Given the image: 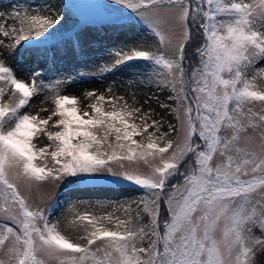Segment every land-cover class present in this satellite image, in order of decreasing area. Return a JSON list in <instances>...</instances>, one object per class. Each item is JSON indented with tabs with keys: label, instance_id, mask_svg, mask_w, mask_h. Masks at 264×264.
Wrapping results in <instances>:
<instances>
[{
	"label": "snow or ice",
	"instance_id": "6c2138e0",
	"mask_svg": "<svg viewBox=\"0 0 264 264\" xmlns=\"http://www.w3.org/2000/svg\"><path fill=\"white\" fill-rule=\"evenodd\" d=\"M109 5L114 27L134 20L148 35L121 33L75 77L51 82L18 78L7 57L44 50L55 65L58 44L83 53L81 33L64 38L61 6L16 7L0 22V264H264V0ZM124 73L140 77L129 98L109 85L107 96L86 91L81 110L63 94L75 78ZM145 86L175 103L145 110ZM37 96L51 107L31 112ZM165 115L176 123L163 130ZM67 184L137 198L71 203L53 222L33 193Z\"/></svg>",
	"mask_w": 264,
	"mask_h": 264
},
{
	"label": "rangeland",
	"instance_id": "374dc122",
	"mask_svg": "<svg viewBox=\"0 0 264 264\" xmlns=\"http://www.w3.org/2000/svg\"><path fill=\"white\" fill-rule=\"evenodd\" d=\"M107 0H81L79 5V13L78 15H83L81 13V10L83 11V5L84 7L87 6L89 9L86 12H89L91 14L98 13V12H109V9L111 6L108 7H101L100 5H106ZM30 6L32 8H48L49 6H62L63 0H0V22H3V17L7 15L13 8L16 7H23V6ZM76 19H78L76 17ZM80 19V18H79ZM75 20V19H74ZM76 21V20H75ZM129 26L125 29H122L116 36L114 40H110L108 42H105L104 45L97 43L95 47L92 49L94 52L93 58L90 60L98 59L99 53L102 52V50L107 47L109 44H113L116 42V37L119 36L121 33H123L125 36H128V33L130 35L132 33H136V37L143 38L144 34L147 35L146 32L141 31L142 26L138 23H136L134 20H128ZM9 24L12 23V21H8ZM135 36V35H134ZM133 37V36H132ZM0 39H5L4 37L0 36ZM10 42V41H8ZM4 50L0 48V52H3ZM7 64L10 65L13 70L15 71L18 78L24 79L26 81H30L31 79V73L39 72L45 65V61L40 60L39 62H36L34 60V57L32 55H22L21 57L15 59L13 57H7ZM80 67V64H77L75 67L65 69L63 66L61 70L56 69L57 75L56 77H63L68 74H72L73 77H75V73L77 68ZM64 71V74L62 75V72ZM46 80V78H44ZM113 85L116 89V94L118 95H125L126 98L130 97V89H128L125 85V83L116 82L114 80H106L103 82H99L98 78L96 82H89L88 78H85L84 81H81L79 78H75L74 83H72L70 86H68L63 94L67 95H75L78 97L80 101V108L83 110L85 106L88 103H91L92 101L86 98L84 93L86 91H92L95 90L97 94L104 93L106 96L108 95L105 92V89L109 86ZM168 93L167 92H161L157 91L154 87L148 88L144 87L143 90L137 92V99L141 104H143L145 99L149 100L148 104H143L144 109L147 110L149 107L155 110L156 113H159L161 115L164 114L165 110L161 109L159 107L160 103H168V104H174V101L167 100ZM43 97L37 96L32 101V107L29 109L31 112L36 113L39 111L40 107H51L50 104H41ZM106 109H110V105L107 103L104 104ZM41 116L46 115V113L41 112ZM171 122L173 124L176 123L175 118L173 115H165L164 116V124L165 128L163 130H166L167 124ZM136 139H139V137H135ZM47 141L41 138L40 141H36V143L39 146H42ZM38 163H40L38 161ZM48 166H52V161L49 159L47 161ZM95 187H105L110 188L111 190L106 191H88L86 189H91ZM126 188L127 186H123ZM77 197H79V200H77ZM137 196L135 193L125 192L122 191L120 188H115L113 186H86V185H74V184H67L63 187H60L59 190H57L56 187L52 186H45L41 193H33V199L32 202L36 205H39L41 207L47 208L49 204H53V201H56L55 209L48 208V212L50 214V219L54 222L57 219H61L63 217L65 209L69 206L71 203H78L80 205H87L90 201H96L97 199L102 200L104 202H107L109 204H123L126 202H130L131 200L136 199ZM133 208L136 207L135 204L132 205ZM111 210V209H109ZM119 214V213H118Z\"/></svg>",
	"mask_w": 264,
	"mask_h": 264
},
{
	"label": "trees",
	"instance_id": "16d2710c",
	"mask_svg": "<svg viewBox=\"0 0 264 264\" xmlns=\"http://www.w3.org/2000/svg\"><path fill=\"white\" fill-rule=\"evenodd\" d=\"M63 1L64 2L61 8L68 17L66 25H65L64 38L67 39L68 36L73 35L74 33H77V32L82 34L81 38L82 40L86 42L83 53H81L80 50L77 49V54L74 57V58L79 59L82 62L85 59L90 60L93 58L94 52L92 51V49L95 47L97 43L104 45L105 42L114 40L115 36L120 32V30L126 28L129 24L128 19H124L123 21H121L122 26L114 27L115 21L110 17V14H106L105 12H98L94 14L85 12L89 8L87 6L84 7V5L82 6L83 15H78L80 14L78 10H79V5H80L81 0H63ZM76 17L78 19H76ZM132 36L136 37V33L134 32L131 35L130 33H128V37H132ZM59 39H61V37H57V40ZM57 47L60 49V56L64 58L57 59L55 61V65L52 59V53L48 52L47 56H45L44 50L26 51L22 48L20 52L16 54L15 56H19L22 53H25V54L30 53L34 55L36 59H40V58L45 59L47 66L45 67V71H43L41 74L43 78H46L45 82H51L53 79L57 78L55 70L56 69L61 70V68L64 65H66V59L68 57V56H65L64 44H58ZM69 56L72 57L71 55ZM137 67H143V65L140 64ZM126 76H127V73L118 74L112 80H117L118 82L129 84L131 83V79H140V77L136 76L135 73H133V75L128 79H126ZM56 203H57L56 201H53V204L51 206L52 210L55 209Z\"/></svg>",
	"mask_w": 264,
	"mask_h": 264
},
{
	"label": "bare ground",
	"instance_id": "6f19581e",
	"mask_svg": "<svg viewBox=\"0 0 264 264\" xmlns=\"http://www.w3.org/2000/svg\"><path fill=\"white\" fill-rule=\"evenodd\" d=\"M106 14H109V12H107V11H104ZM128 26H129V24H128ZM127 26V27H128ZM126 27V28H127ZM125 29V28H124ZM121 31V30H120ZM148 35V34H147ZM144 36H146V34L144 35ZM144 36H143V38H144ZM142 38V39H143ZM22 55H32V54H25V53H22V54H20L19 56H14L13 58H15V59H17V58H19V57H21ZM33 57H34V55H32ZM34 60L36 61V62H39L40 60H43V61H45V65H44V67L41 69V71H39V72H43V71H45V67L47 66L46 65V60L45 59H43V58H40V59H36L35 57H34ZM82 63V61H80L79 59H77V58H73V57H70V56H68L67 57V59H66V65H64V67H66L67 69L68 68H72V67H75L77 64H81ZM65 68V69H66ZM60 70V69H59ZM55 73H56V75H57V71L55 70ZM64 74V71L62 72V75ZM112 80V79H111ZM114 81H116V82H118L117 80H114ZM155 88V87H154ZM104 106V105H103ZM105 107V106H104ZM106 108V107H105Z\"/></svg>",
	"mask_w": 264,
	"mask_h": 264
}]
</instances>
